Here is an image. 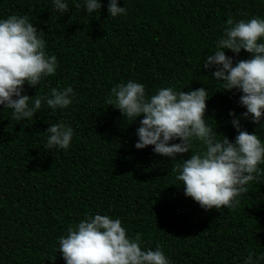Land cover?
<instances>
[{
	"label": "trees",
	"instance_id": "1",
	"mask_svg": "<svg viewBox=\"0 0 264 264\" xmlns=\"http://www.w3.org/2000/svg\"><path fill=\"white\" fill-rule=\"evenodd\" d=\"M64 2L66 13L54 0H0V19L28 16L44 31L47 55L58 60L54 75L35 87L26 82L22 94L46 96L69 86L74 92L67 108L42 101L31 120L16 121L0 105V264H66L59 238L96 214L120 219L130 239L141 233L144 250L160 245L170 264H244L250 252L254 260L264 257V173L237 197V207L205 210L176 179L174 169L191 150L169 158L152 145L137 149L143 116L133 121L106 103L115 85L130 80L143 83L148 98L164 87H203L206 123L217 140L235 142L232 121L239 118L241 129L264 143V117L258 125L243 117L242 92L223 90L212 75L217 66H202L227 19L264 18V0H117L127 14L116 17L109 0L93 13L84 0ZM224 51L233 65L251 55ZM52 123L73 128L68 149H46ZM201 148L192 141V152Z\"/></svg>",
	"mask_w": 264,
	"mask_h": 264
},
{
	"label": "clouds",
	"instance_id": "2",
	"mask_svg": "<svg viewBox=\"0 0 264 264\" xmlns=\"http://www.w3.org/2000/svg\"><path fill=\"white\" fill-rule=\"evenodd\" d=\"M84 3L88 13L102 7L100 0H84ZM54 6L61 12L69 11L64 0H54ZM108 12L111 17L127 14L117 0H109ZM226 24L228 27L214 54H208L202 66H217L212 75L224 82L223 90L235 88L242 92L240 103L247 109L242 116H251L258 125L264 117V42H260L264 39V18L256 16L234 23L229 17ZM43 33L26 15L0 19V105L12 109L16 121L31 120L41 109L42 101L50 109L72 104L74 92L70 86L63 90L52 88L46 96L22 94L26 82L35 87L44 77L56 73L58 60L47 55ZM225 49L237 55L244 49L251 55L233 65V58L225 54ZM208 98L209 93L203 87L187 92L164 87L148 98L145 85L130 80L115 85L106 103L133 121L143 116L137 129V149L152 145L155 153L169 158L191 150L190 157L174 169L186 196L205 210L232 209L240 203L237 197L248 191L247 185L258 181L264 173L259 167L264 164V143L255 131L242 130L239 118L232 121L238 132L235 142L224 135L222 140H217L218 133L205 119ZM30 100L34 101L31 105ZM46 132L49 135L45 147L49 150L68 149L74 134L73 128L64 123H52ZM177 138L180 143H169ZM193 140L201 142L199 151L192 152ZM141 237V233H136L130 239L120 219L87 215L68 227L67 234L59 238L58 250L66 264H170L160 245L156 250H144ZM253 255L250 252L244 264H259L264 259L254 260Z\"/></svg>",
	"mask_w": 264,
	"mask_h": 264
}]
</instances>
